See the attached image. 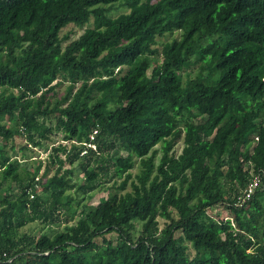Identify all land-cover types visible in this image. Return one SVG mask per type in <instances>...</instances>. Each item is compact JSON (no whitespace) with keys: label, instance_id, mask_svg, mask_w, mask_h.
<instances>
[{"label":"trees","instance_id":"1","mask_svg":"<svg viewBox=\"0 0 264 264\" xmlns=\"http://www.w3.org/2000/svg\"><path fill=\"white\" fill-rule=\"evenodd\" d=\"M0 264H264V0H0Z\"/></svg>","mask_w":264,"mask_h":264},{"label":"rangeland","instance_id":"2","mask_svg":"<svg viewBox=\"0 0 264 264\" xmlns=\"http://www.w3.org/2000/svg\"><path fill=\"white\" fill-rule=\"evenodd\" d=\"M123 10L121 8H119V10H113L110 12V16L112 17H115L117 14L121 13ZM83 32V29L81 28H78V27H75V26H68L66 28H64L62 31H61V36L65 37L67 36L68 38V41H72L74 39H76L78 36H80ZM67 40L64 42L65 44L68 42ZM197 67H194L193 70H195ZM65 88V84L61 85L60 87L57 88V93H58V97L62 95L63 93V90ZM59 140V138L53 136L51 138V141H48L45 145H46V148L47 150L45 149H35L34 150V158L37 159V160H41L43 162L46 161V156L48 155V151L50 150V148L53 146V145H56L57 144V141ZM21 141V140H20ZM76 144V143H74ZM180 146L179 147H176V150H177V153H179L180 151ZM158 149V153L156 155V158H155V162H158L159 158L161 157V150H160V146L157 147ZM33 158V159H34ZM31 159V160H33ZM34 159V160H35ZM31 164H33V161H28V162H25L24 165L25 167L29 168L31 166ZM138 165H136V167L132 170V173L133 174H136L138 172ZM107 196V193L105 192H101V191H96L95 193L92 194L91 197H89L88 199V207H95L99 204L100 200L103 198V197H106ZM221 210H217V213L219 212V215L220 217L222 218H227L228 217V214L227 212H225L222 208H220ZM210 214V213H209ZM211 214H214V213H211ZM163 224V221L160 220L159 222V226L161 227ZM41 226L37 223H33V224H29L27 226H25L23 229L26 231V232H29L31 234H37L38 231L40 230ZM108 239H111V240H114L116 237L115 235L113 234H108L106 236ZM99 241L98 242H101V239L99 238L98 239Z\"/></svg>","mask_w":264,"mask_h":264},{"label":"built area","instance_id":"3","mask_svg":"<svg viewBox=\"0 0 264 264\" xmlns=\"http://www.w3.org/2000/svg\"><path fill=\"white\" fill-rule=\"evenodd\" d=\"M258 179L254 178L253 179V182L249 185L248 189L245 190L244 194H245V197H249L250 193L252 192L253 188L255 186H257V183H258Z\"/></svg>","mask_w":264,"mask_h":264},{"label":"clouds","instance_id":"4","mask_svg":"<svg viewBox=\"0 0 264 264\" xmlns=\"http://www.w3.org/2000/svg\"><path fill=\"white\" fill-rule=\"evenodd\" d=\"M245 192V191H244Z\"/></svg>","mask_w":264,"mask_h":264}]
</instances>
